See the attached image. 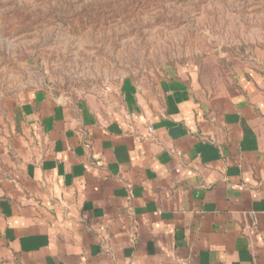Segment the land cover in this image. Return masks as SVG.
<instances>
[{
    "label": "crops",
    "instance_id": "1",
    "mask_svg": "<svg viewBox=\"0 0 264 264\" xmlns=\"http://www.w3.org/2000/svg\"><path fill=\"white\" fill-rule=\"evenodd\" d=\"M120 97L0 107V264H264V74Z\"/></svg>",
    "mask_w": 264,
    "mask_h": 264
},
{
    "label": "rangeland",
    "instance_id": "2",
    "mask_svg": "<svg viewBox=\"0 0 264 264\" xmlns=\"http://www.w3.org/2000/svg\"><path fill=\"white\" fill-rule=\"evenodd\" d=\"M264 74V0H0V107L49 87L107 104L125 78Z\"/></svg>",
    "mask_w": 264,
    "mask_h": 264
}]
</instances>
